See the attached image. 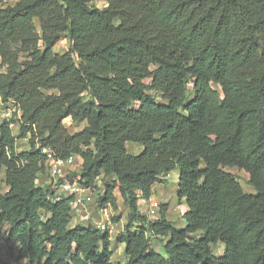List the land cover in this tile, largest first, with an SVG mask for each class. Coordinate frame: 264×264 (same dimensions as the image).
<instances>
[{"label": "trees", "instance_id": "1", "mask_svg": "<svg viewBox=\"0 0 264 264\" xmlns=\"http://www.w3.org/2000/svg\"><path fill=\"white\" fill-rule=\"evenodd\" d=\"M104 1L0 0V96L20 111L0 118V242L24 264H264V0ZM43 147L81 159L66 178L97 208L127 205L124 263L109 225L73 223L72 196L37 182ZM176 167L182 225L138 207Z\"/></svg>", "mask_w": 264, "mask_h": 264}, {"label": "rangeland", "instance_id": "2", "mask_svg": "<svg viewBox=\"0 0 264 264\" xmlns=\"http://www.w3.org/2000/svg\"><path fill=\"white\" fill-rule=\"evenodd\" d=\"M5 1H6L5 4H12L15 0H5ZM95 2H97V4H100V7H103L101 0H96ZM35 24L38 25L37 20L35 21ZM68 47H69V41L67 38H64L61 40L58 46L53 48V50L57 53H63L68 49ZM212 87L220 91V87L218 85L212 84ZM63 124L67 128L68 132L72 134V133H75L81 130L86 125V122L77 123V122L72 121L70 118H66L64 119ZM12 130H13V134L15 135L18 134L17 128H13ZM17 141H18V147L20 149L26 148L28 145L27 138L17 139ZM140 150H141V146L136 143L130 142L127 145V151L129 152L137 153ZM80 166H81L80 161L77 159L71 167L70 174L78 172ZM225 169L235 175V177L237 178L238 182L240 183V185L242 186L245 192H250V193L254 192V188L247 182V175L243 171L239 170L236 167H226ZM177 171H178V168L176 167L173 170V172L169 175L168 183L154 184L152 187L151 197L148 200L138 201V207L142 209L146 215L149 209L153 207L157 208V213L159 215L160 209L162 208L163 204H167V207H166L167 209L165 212L167 219L173 221L174 223L181 222L182 213L187 209V207H186V204L183 201L180 202L175 195ZM46 174L45 175L42 174L38 178L37 182L38 183L45 182L47 178ZM6 189H7V186L5 185L4 181L1 180L0 181V192H4ZM116 196H117V208L114 209L109 206L107 208L109 209L107 210V213H109L108 216L110 217V222H112V225L110 226V235H111L110 242H111V248H113L114 250L113 255H112V260L121 261L122 263H124L125 257L122 252V246L121 244L120 245L117 244L116 235H118L123 230V225L125 223V216L128 211V207L118 195ZM94 198H95V194H94ZM3 229H4V225L1 224L0 222L1 232L3 231ZM0 243H1L2 251H3L2 257L4 260H7L9 264H24L23 261H16L14 259V256L10 257V254L7 253L6 244L3 241H1ZM151 245L159 253H162L159 241L155 239H151ZM13 252L15 254V248H13Z\"/></svg>", "mask_w": 264, "mask_h": 264}, {"label": "built area", "instance_id": "3", "mask_svg": "<svg viewBox=\"0 0 264 264\" xmlns=\"http://www.w3.org/2000/svg\"><path fill=\"white\" fill-rule=\"evenodd\" d=\"M94 1V0H93ZM96 1V0H95ZM94 3L97 6V2ZM103 6L106 5L104 0H101ZM1 64V57H0ZM20 111L13 105L11 101H2L0 96V118L10 121L13 118L19 117ZM11 129L16 128V124L9 123ZM13 132V130H12ZM41 152L46 159V180L51 184V188L56 195V198L62 196H72L70 201L73 223L76 221L90 222L95 227L104 229L108 225L111 226L110 218L107 213L108 206L97 208L95 206V198L91 190L79 182V177H73L72 180L66 178L70 174L73 163L78 159L81 165V159L78 156L70 155L65 159L56 158L49 147L41 148ZM76 159V160H75ZM76 173V172H75ZM60 178L62 180H60ZM148 213L153 215L156 213L155 208H150ZM77 217V218H76Z\"/></svg>", "mask_w": 264, "mask_h": 264}, {"label": "crops", "instance_id": "4", "mask_svg": "<svg viewBox=\"0 0 264 264\" xmlns=\"http://www.w3.org/2000/svg\"><path fill=\"white\" fill-rule=\"evenodd\" d=\"M183 221H182V217H181V222L180 223H175L176 225H182ZM120 245V244H119ZM122 246V250H123V245L121 244Z\"/></svg>", "mask_w": 264, "mask_h": 264}]
</instances>
